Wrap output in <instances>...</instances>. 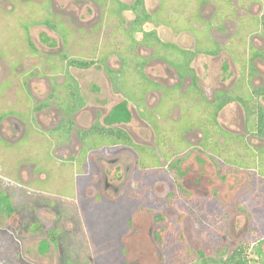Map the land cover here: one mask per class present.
<instances>
[{
    "label": "flooded vegetation",
    "instance_id": "flooded-vegetation-1",
    "mask_svg": "<svg viewBox=\"0 0 264 264\" xmlns=\"http://www.w3.org/2000/svg\"><path fill=\"white\" fill-rule=\"evenodd\" d=\"M52 1L54 0H49V3ZM82 3L84 6H91L94 10L99 7L101 11H105L104 17L107 19L117 18L119 27L116 32L111 30L110 34H121L125 40V45L122 42L123 49L114 44L112 50H107L108 47L105 48L107 52L98 59L77 57V59L93 61L86 68L66 65L67 62L61 65V61H59L62 70H57L55 78L50 76L51 79H49L39 76L38 73L35 74V82H38V85H42L39 81L43 82L46 88L45 92H39L31 84L26 92L27 96L29 94L34 99H39V103L35 107L39 113L55 118L47 125L48 130L45 131L52 143L55 142L53 148L58 150L70 140L73 157L70 156L68 161H71L70 165L76 166L81 195L89 200L97 199L104 205L108 201L110 209L115 213L121 208L122 202L120 201L131 202L127 231L131 224V214L139 210L147 212L156 210L151 220L149 233L153 242L164 253L168 252L165 253L166 259L171 253L175 254L176 247H179L180 264H251L245 255V249L247 245H250L251 238L257 237L259 232L261 233L258 240L260 244H256V246L252 244L251 247L256 249L257 259H261L260 264H264L262 246L264 244V198H262L264 197V176L258 175L256 168H252L248 164L250 163L248 159L251 158L248 148L264 149V144H262L264 143V125L262 129H258L259 116H262L264 120V111L260 103V98H264L262 90L264 85L250 88L243 83L239 90L216 88L217 90L213 92H207L201 86L192 64L197 55L215 57L227 52L223 47L228 43L217 42V38L222 39L228 35L230 24L235 27L234 34L238 29L243 28L246 35L244 37L237 36L240 40H245L247 35H250L248 33L250 28H254L249 24L247 26L242 24L248 23V18L256 22L255 29L260 28V25H263L264 28V0H197L196 2L191 1L187 8L180 4V0H166V4L158 0L157 8L154 11H149L146 0H134L129 3L124 0H82ZM251 3L253 6L260 4L257 10L260 11V16L257 15L259 13H254ZM221 9H223V13L219 12ZM159 10L163 15L162 23L155 18V13ZM125 12L134 15L128 28L124 27L126 24L121 18ZM178 12L182 13L181 17H177ZM195 13L196 15H194ZM144 15H146L145 18ZM140 16L144 18V21L137 24V19ZM180 18H182V22L179 21ZM239 19L242 21L240 22ZM52 20L51 18L42 20L41 23L51 28L63 40L67 38L69 30L64 23ZM146 26H151V28H146ZM161 27L171 30L172 41H165L161 38L159 34ZM201 27L204 28L203 32L200 31ZM188 34H190L193 43L180 45ZM187 38L189 37L187 36ZM28 43H31L30 46L36 53V46H33V42L29 39ZM261 51H264V47L254 48L252 56L261 55ZM111 54L118 58V68L108 65L107 60ZM178 55L181 56L182 64L176 63L181 60L178 59ZM62 56L72 58L65 53ZM124 56L127 65L123 64ZM102 59L104 63L100 61ZM95 65L102 68L107 76L113 97L119 100L109 109L102 108L99 116H104V122L100 117H97V112H92L91 108L89 114L95 116L92 123L76 127V117L80 115L81 111L89 110V105L81 92L80 82L72 73L71 68L87 70ZM127 66L130 70L127 73L131 76H124L127 73L124 74L123 69ZM149 67L160 71V74L150 76L146 72ZM107 69L115 71V76L108 74ZM119 72L126 78L125 82H117ZM140 72L145 80L141 77ZM59 73L61 74L59 75ZM136 74L141 90L134 85ZM163 74L169 75L170 78ZM41 77L44 79L41 80ZM59 78L62 80L59 81ZM68 78L72 80H68ZM116 83L119 84L118 87ZM67 84L76 88L82 105L76 110H74V106L70 107V111L65 112L64 103L73 91L64 87ZM54 85L58 86L59 91H56ZM168 91H175L177 96L188 93L191 100L200 105V113H198L201 121L200 126L199 124L187 126L185 131V134L191 130L196 131L198 133L197 140L191 144L186 135L182 134L183 145L176 148L173 141L168 140L166 136L161 137L159 134L156 139L157 146L160 147V154L155 156V164H148L142 159L144 156H142L139 147L149 146L153 143L155 130L146 117H141L153 136L151 143L146 145L135 142L131 135L132 130L128 132L124 124L131 120L136 113L137 116H140L137 112L140 106L139 99L144 100L146 108L153 110L163 103L166 96L169 95ZM233 103H236L241 109L242 124L239 128L223 127L220 125L219 115L222 110ZM129 106L132 107V110L128 109ZM178 111L179 108L176 107V110L172 112L177 115ZM30 116L33 114L30 113ZM252 116H256L254 128L248 124V120ZM19 121L21 125L11 117L8 119V122L14 124V128L20 132L21 136L26 129L24 127L26 124L21 119ZM30 122H33L32 119ZM96 123L104 129L100 135L97 134L94 127ZM64 124L66 126L62 128ZM111 129L123 130L129 139L122 140L117 134H112ZM107 130L110 132L108 133ZM74 131L76 137L75 140H72ZM53 132L55 134L52 135ZM4 135L8 134L5 132ZM225 135H231L235 145H223ZM237 149L242 150V154L235 153ZM192 153H197L207 159L215 179L222 184L227 183L231 176L242 174L244 180L235 189L233 200L224 201L217 188L206 186L202 188L200 185L202 181L198 182L197 179H192L193 183H190L185 161ZM233 153L238 157H243L245 161L237 160L232 155ZM241 163L243 165H240ZM95 170L98 171L97 178L91 176ZM150 171L153 175H149ZM160 184L164 187L162 193H159L156 188ZM7 187L0 188V195L4 194L3 201L0 200V207H3L7 217L10 218L15 213V208L11 196H9L10 188ZM87 187H94L96 192L100 191L101 194L98 196L97 193L89 197L87 196ZM78 196H80L79 193ZM77 197L76 199H72V196L67 197V199H72L71 201L66 198H57L52 203L53 209L51 210L56 214L54 222L56 226L51 232H48V236L53 245L59 248L62 264L73 263V256L82 254L84 249V241L78 245L74 244L75 236L81 238L82 234L76 219L77 211L82 215ZM232 217H243L246 220L244 228L240 232L242 238L231 250V241L227 236L231 235V227L235 221ZM65 223H73L75 227L65 230ZM162 223L163 225H161ZM188 225H191L196 232L195 237L198 239L189 236L191 228L188 229ZM39 226V224L31 225L30 229L38 230ZM126 230L122 232L117 241L118 247L123 250V264H125L126 250L122 235L127 232ZM161 231L164 234L162 241L155 238V233ZM153 232L154 238L152 237ZM206 243H211V246L207 247L210 250L209 253L205 248ZM135 262L128 260L127 264H135ZM169 262L164 259L163 263L169 264Z\"/></svg>",
    "mask_w": 264,
    "mask_h": 264
},
{
    "label": "rangeland",
    "instance_id": "rangeland-1",
    "mask_svg": "<svg viewBox=\"0 0 264 264\" xmlns=\"http://www.w3.org/2000/svg\"><path fill=\"white\" fill-rule=\"evenodd\" d=\"M124 1L129 3L134 0ZM191 1L196 2L197 0H180V4L187 8ZM161 2L166 4V0H161ZM48 3L49 0H0V116L2 117H0V188H5V186L10 188L9 196H11L15 208V213L8 218L3 207H0V264H62L59 248L53 245L48 236V232H51L56 226L54 223L56 214L51 210L53 209L52 203L57 198L67 199L72 196V199H76L78 193L80 194L77 197L78 204L82 215L77 211L76 219L83 235L81 234V238L76 235L74 244L78 245L84 241V249L82 254L73 256V263L70 262V264H123V250L118 247L117 241L128 226L129 210H131L132 203L120 201L122 202L121 208L115 213L110 209L108 201L104 205L97 199L89 200L81 195L76 166L70 165L72 163L68 161L70 156L73 157L70 140L58 150L53 148L55 142L52 143L45 131L48 130L47 125L55 118L39 113L35 109L39 99H34L29 94L27 96L26 92L30 84L39 92H45L46 88L43 82L39 81L42 85L35 82V74L38 73L39 76L49 79H51L50 76L55 78L57 70H62L59 61H61V65L68 61L62 54L65 53L72 58L98 59L107 52L105 48L108 47L107 50H112L114 44L123 49L125 40L121 34H110L111 30L116 32L119 27L117 18L113 20L105 18V11H101L99 7L94 10L89 5L84 6L82 0H54ZM146 3L149 11H154L157 8L158 0H146ZM251 4L254 13H259L260 11L257 10L260 4L259 6ZM219 12L223 13L224 11L221 9ZM181 15L182 13L178 12L177 17H181ZM257 15L260 16V13ZM133 17L134 15L129 12L122 14L121 18L126 24L124 27L128 28ZM50 18L54 19L52 21L64 23L69 30L67 38L63 40L51 28L41 23L42 20ZM155 18L159 22H163L161 10L155 13ZM179 21L182 22V18ZM239 21L241 22L242 19ZM242 24L254 27L250 28L248 31L250 35L248 34L245 40H240L237 37L246 35L243 28L238 29L237 27L238 31L234 34L235 27L230 24L228 35L225 34L226 36L222 39L217 38V42L228 43L223 47L227 52L215 57L197 55L194 58L192 64L205 91L213 92L223 88L235 91L239 90L243 83L250 88L264 85V56H262L264 51H261L262 54L257 57L252 56L254 48L264 47L263 25L255 29L256 22L251 18H248V23ZM146 28H151V26H146ZM203 30L204 28L201 27L200 31L203 32ZM159 34L165 41L173 38L171 30L167 28L161 27ZM29 39L33 42V46H36V53L28 43ZM191 43L193 40L188 34L180 45H191ZM178 57L181 59L180 55ZM107 63L112 68L119 67L118 58L114 54L108 57ZM176 63L182 64L183 61L181 59ZM71 70L79 80L81 92L89 105V110L81 111L80 115L76 117L75 126H87L95 118L89 114L91 108L92 112H97L99 118L103 107L109 109L119 99L113 97L107 76L101 67L95 65L87 70L72 68ZM127 72H130L128 66L123 69L124 74ZM146 72L150 76L160 74V71L150 67ZM124 76H131V74L127 73ZM137 77L136 74L134 85L141 90ZM61 78L58 80L61 81ZM125 81L126 78L119 72L117 82ZM67 86L69 85L67 84ZM116 86L118 87L119 84L116 83ZM54 88L59 91L57 85H54ZM66 92L68 91L66 90ZM168 93L169 95L166 96L163 103L153 110L146 108L144 100L139 99L140 106L137 112L140 116H137L135 112L136 115L124 124L128 132L132 130L131 135L135 142L147 145L151 143L153 136L141 117H146L149 120L151 127L155 130L153 143L149 146L139 147L142 156H144L142 159L148 164H155V156L160 154L157 135L168 137V140L173 141L178 148L183 145L181 136L185 134L187 126L197 124L200 126L201 124L200 116H198L200 105L196 101H192L188 93H182L181 96L175 95V91H168ZM74 102L76 103V101L67 100L66 106L73 107ZM260 103L264 111V98H260ZM176 107L179 108L177 115L172 112L176 110ZM128 109L132 110V107L129 106ZM30 113L33 116H30ZM9 117L19 123V119H21L26 124L23 135L20 136V132L14 128V124L8 122ZM103 118L104 116L100 117L102 121ZM31 119L33 122H30ZM250 119L248 124L255 125L256 116H252ZM242 120L241 109L236 103L230 104L219 115V122L223 127L239 128ZM5 132L8 135H4ZM197 134L196 131L191 130L185 135L192 144L196 142ZM73 135L72 140H75V131ZM232 141L234 140L231 135H225L223 145H235ZM241 145L243 146V144ZM235 153L242 154V150L237 149ZM248 153L251 156L248 159L250 162L248 164L252 168H256L258 175L264 176V149L248 148ZM234 157L241 162L245 161L243 157L237 155ZM185 165L188 167L190 183H193L192 179H197L198 182L202 181L200 183L202 188L204 186L217 188L224 201L233 200L235 189L244 180L242 174H236L231 176L227 183L218 182L207 159L197 153L190 154ZM149 175H153L151 171ZM91 176L97 178L98 171L95 170ZM156 188L159 193L163 192L162 184ZM86 190L89 197L97 193L98 196L101 194L100 191L96 192L94 187H87ZM3 196L4 194L0 195L2 201ZM155 212L156 210L149 212L139 210L131 214L130 227L122 235L127 258V260L125 258V264L128 260L136 261L135 264H164V259L169 260V264H180L179 247H176L175 254L171 253L166 259L167 251L164 253L151 238L149 227ZM232 218L235 221L231 227V235L227 236L231 241V250L242 238L240 232L243 230L246 220L243 217ZM36 224L40 225L38 230L30 229L31 225ZM74 227L73 223H65V230H71ZM187 228H191L189 236L198 239L195 237L196 232L191 225H188ZM258 234L257 237L251 238L250 245H247L245 249V255L251 264H260L261 262V259H257L256 249L251 247L252 244L254 246L260 244L258 240L261 233L258 232ZM152 237L154 238V232ZM206 245L204 246L209 253L210 250L207 247L211 246V243H206ZM262 246L264 249V244Z\"/></svg>",
    "mask_w": 264,
    "mask_h": 264
},
{
    "label": "trees",
    "instance_id": "trees-1",
    "mask_svg": "<svg viewBox=\"0 0 264 264\" xmlns=\"http://www.w3.org/2000/svg\"><path fill=\"white\" fill-rule=\"evenodd\" d=\"M146 17V15H144V18ZM144 18H141V16L137 19V24H141L144 20ZM30 45H31V43H30ZM66 59H68V61H67V63H66V65H70V66H74V67H78V68H86V67H88L90 64H92L93 63V61H88V60H84V59H75V58H67V57H65ZM101 62H103L104 63V60L102 59V60H100ZM123 64L124 65H127V63L125 62V56H124V58H123ZM107 73L108 74H110L111 76H115V71H111V70H109V69H107ZM140 75H141V77L145 80V78L143 77V74H142V72H140ZM112 79L114 78V77H111ZM68 80H72L71 78H68ZM64 87H66V88H68L69 89V91L70 90H73V91H71L72 93H71V95H69V98H68V101H70V100H73V101H76V103L74 102V110H76L79 106H81L82 105V102H81V98L78 96V94H77V91H76V88H73V87H71V86H67V85H64ZM262 90L264 91V88H262ZM261 90V91H262ZM262 91V92H263ZM63 108H64V111L65 112H68V111H70L69 110V108L70 107H68V106H66V102L64 103V106H63ZM1 117V116H0ZM263 125H264V120H263V118H262V116H259V127H258V129H262L263 128ZM66 126V124H64L63 126H62V128L63 127H65ZM95 129H96V131H97V134H102L101 132L104 130L98 123H96L95 124ZM111 131H112V134H117L119 137H121L122 138V140H127V139H129L128 138V136H127V134L123 131V130H120V129H111ZM107 132L109 133L110 131L109 130H107ZM111 134V133H110ZM109 137V136H108ZM9 209L11 210V207L9 206ZM125 231V230H124ZM127 231V230H126ZM155 238L157 239V240H160V241H162V240H164V234L162 233V231L161 232H157V233H155ZM203 263H204V261H203Z\"/></svg>",
    "mask_w": 264,
    "mask_h": 264
}]
</instances>
